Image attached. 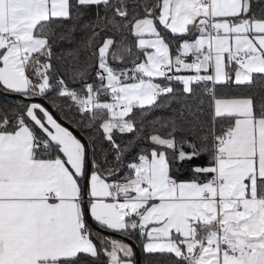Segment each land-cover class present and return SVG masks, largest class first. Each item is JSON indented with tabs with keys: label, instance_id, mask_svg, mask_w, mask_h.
Returning <instances> with one entry per match:
<instances>
[{
	"label": "snow or ice",
	"instance_id": "obj_1",
	"mask_svg": "<svg viewBox=\"0 0 264 264\" xmlns=\"http://www.w3.org/2000/svg\"><path fill=\"white\" fill-rule=\"evenodd\" d=\"M0 264H264V0H0Z\"/></svg>",
	"mask_w": 264,
	"mask_h": 264
}]
</instances>
